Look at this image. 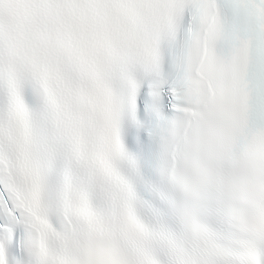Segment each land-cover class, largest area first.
<instances>
[{
    "label": "snow or ice",
    "instance_id": "snow-or-ice-1",
    "mask_svg": "<svg viewBox=\"0 0 264 264\" xmlns=\"http://www.w3.org/2000/svg\"><path fill=\"white\" fill-rule=\"evenodd\" d=\"M0 264H264V0H0Z\"/></svg>",
    "mask_w": 264,
    "mask_h": 264
}]
</instances>
